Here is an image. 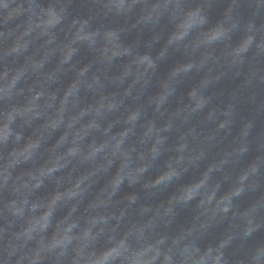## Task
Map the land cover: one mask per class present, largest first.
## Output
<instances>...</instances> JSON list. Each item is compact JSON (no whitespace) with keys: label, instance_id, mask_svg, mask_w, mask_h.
Here are the masks:
<instances>
[{"label":"clouds","instance_id":"obj_1","mask_svg":"<svg viewBox=\"0 0 264 264\" xmlns=\"http://www.w3.org/2000/svg\"><path fill=\"white\" fill-rule=\"evenodd\" d=\"M0 264H264V0H0Z\"/></svg>","mask_w":264,"mask_h":264}]
</instances>
